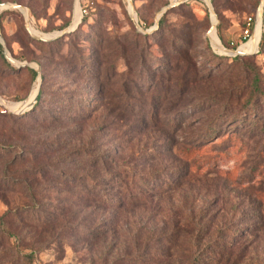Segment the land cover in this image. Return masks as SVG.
Returning a JSON list of instances; mask_svg holds the SVG:
<instances>
[{
	"label": "rangeland",
	"instance_id": "1",
	"mask_svg": "<svg viewBox=\"0 0 264 264\" xmlns=\"http://www.w3.org/2000/svg\"><path fill=\"white\" fill-rule=\"evenodd\" d=\"M208 1L219 43L236 50L248 19L252 35L262 0ZM131 5L141 26L121 0H96L79 22L75 0H0V55L13 61L5 58L8 69L0 60V101L9 109L0 104V264H21L31 252L33 264H192L194 239L200 249L230 240L204 252L211 264H264V108L256 104L246 122L242 111L244 67L264 76V52L215 58L226 52L209 43L203 0ZM259 20L261 35L264 6ZM36 84L41 97L30 108ZM130 92L153 96V110L120 112L115 103ZM95 156H108L109 173L124 172L128 187L117 178L109 185L100 165L83 170ZM77 178L126 206L92 212V203L62 216L61 193ZM129 198L139 201L130 206ZM34 204L45 227L27 215Z\"/></svg>",
	"mask_w": 264,
	"mask_h": 264
},
{
	"label": "trees",
	"instance_id": "2",
	"mask_svg": "<svg viewBox=\"0 0 264 264\" xmlns=\"http://www.w3.org/2000/svg\"><path fill=\"white\" fill-rule=\"evenodd\" d=\"M95 1L96 0H91V5L88 7V11H87V16H89L92 12H93V6L95 4ZM123 2V0H121ZM123 4L125 5V3L123 2ZM188 5V4H187ZM126 6V5H125ZM205 7V6H204ZM204 11L206 13V16L208 17V12H207V8L205 7L204 8ZM209 18V17H208ZM136 21H137V24L139 26H141V22L138 18V14L136 12ZM81 24H84L83 23V20L80 22V25ZM159 26L161 25L160 23L158 24ZM215 32H216V37H218L217 39H219V41H221V43H224L222 40H221V32L219 31V24L216 25L215 27ZM260 33V32H259ZM147 36V35H145ZM258 38H259V35H258ZM258 38H257V41H258ZM205 42L207 44V46L209 47V44H208V41L207 39L205 38ZM257 44V43H256ZM226 48H232V49H235V47H230L229 44L228 45H225ZM210 48V47H209ZM256 50V46H255V49L254 51ZM257 50H258V53L257 54H261L264 52V30L261 32V35H260V41L257 45ZM213 56L217 59H219V61H222V60H238L239 57L238 56H235V57H232V58H229V57H226V56H221V55H217L215 54L214 52H212ZM253 55H249L247 57V59H250L252 58ZM246 59V58H244ZM0 60L2 62V65L6 66V68L8 69H12L10 66H9V63L6 61V59L0 55ZM89 65H85V69H87V71L90 69ZM245 70L248 72V74L250 75V79H249V83L247 84V93L245 94V98L243 100V105H242V111L244 113H246V116L244 117L245 119L243 120V122H246L247 121V117L249 115H254L253 112H255L254 110V106L256 104H258L259 102L261 103L262 107L264 108V76L260 73V71L254 66V64H249V65H246L245 67ZM12 71V70H11ZM33 77H35V72H32L30 71L29 72ZM42 81H43V76L41 77ZM162 79V75H160L158 77V80L160 81ZM127 91V89H125L124 93ZM128 92V91H127ZM129 93V92H128ZM140 93H135V92H130V98H127V99H121L120 101H117L115 103V107L119 109L120 112H135V113H141L144 117V115H146V113H148V110L145 109V106H149V111L152 109L153 110V106H152V102H153V96L147 98L146 100L142 99L139 95ZM41 97V92L38 93L37 97H36V102L35 104L39 101ZM143 103H146L145 105ZM242 115H245V114H242ZM153 117V115L151 116V118ZM249 117V118H251ZM257 123L255 120H251V125L254 124V127L257 126ZM217 133V130L216 128H210L209 129V132L207 133V136H204V139H209L211 137H213L214 135H216ZM196 146H202L201 144H196ZM198 147H195L194 150H198L199 149ZM74 153H71V154H67L66 156L63 157V163H66L67 162V159L68 157L72 156ZM96 158H93V159H88L89 160V165L85 166V167H82L83 170H85L86 168H89L93 171H97L98 170V166L100 165L101 168L103 167V172H104V178L105 180H107L108 184L110 185L112 182V180H114V178H117V180H120L121 184H117L118 186H122L124 187V189H126L128 187V184H123L122 182V179H125L127 178L125 173H121V174H116L115 176L114 175H111L109 173V166L107 165V159H108V156H104V159L103 158H97V156H95ZM85 163H83L84 165ZM122 172V171H121ZM158 175V174H156ZM77 181L79 184V190L76 191L74 187V182ZM91 180L89 181L87 178H80V179H75L73 180V182H69L68 184V189H71V192L68 191H64L61 193V196L63 197H66L67 200H65L64 202L62 201L61 203H63V208H61V211L63 213L62 214H65V213H70V214H73V215H78L80 213H83L84 209H86L87 207H90L89 205H91L93 203V211L94 212L95 210L97 211L98 208H109V209H115V208H118L120 209L121 207L123 206H126L124 201H120L118 200V196H106V194H104V192H102L103 196H104V199H102V196H99L98 193L96 194V190H99L98 188V185L97 184H94L92 183L91 184ZM143 183V187H147V183L145 182H141ZM70 184L72 186H70ZM116 184V183H115ZM13 188H16L17 186L14 184L12 185ZM119 188V187H118ZM147 189V188H146ZM72 190L75 191V193L72 192ZM127 198V197H126ZM136 201H139L138 199L136 198H129L128 199V203L130 204V206L136 204L137 202ZM34 203H36V200H33ZM37 204V203H36ZM36 204H34L35 207H32L33 209L30 211V212H27V215L28 214H33L34 216H31L30 219H35L34 221L36 222V225H39V226H43L44 227L46 226L44 223H43V220H44V216H42V214L40 212H33L34 210H36V207H39V206H36ZM71 205H77V207H80L78 210L76 211H73L71 210L72 209V206ZM44 206V205H42ZM40 206V207H42ZM117 209V210H118ZM65 210V211H64ZM91 212V213H92ZM63 216V215H62ZM5 217V216H4ZM0 221L2 223V221H4V219L0 218ZM4 226L5 224L2 223L1 224V227L4 229ZM43 227V228H44ZM6 230H2L1 232L2 233H5ZM231 235L230 236H235L237 235L236 232H232L231 230H228ZM5 235L8 237V238H14L15 236L12 235V234H7L5 233ZM221 236V235H218V237ZM96 237H97V232L95 233V231H93V233L90 235V236H87V242L88 243H93L95 242L96 240ZM230 240H226V241H223V240H213L212 241V244L209 242L207 244H205L203 247V249H200L201 245H202V241L200 239H194L192 241L193 243V252H194V255L192 256V264H207V263H215L213 262L212 260L210 259H206V258H203V254L206 250L209 249V247L212 245V247L218 251H223L224 247L228 246L226 243H230L229 242ZM32 246H35L34 244H32ZM31 251H34L33 249ZM209 253V252H208ZM224 254V253H223ZM223 254L221 256H223ZM225 256V254H224ZM33 257H34V253L31 252L30 254H26L22 257V261H21V264H33ZM224 258H227L226 260H228L230 258V256H225ZM203 259V260H201ZM204 261V262H203ZM203 262V263H202ZM258 261H256V264H262V263H257Z\"/></svg>",
	"mask_w": 264,
	"mask_h": 264
},
{
	"label": "water",
	"instance_id": "3",
	"mask_svg": "<svg viewBox=\"0 0 264 264\" xmlns=\"http://www.w3.org/2000/svg\"><path fill=\"white\" fill-rule=\"evenodd\" d=\"M181 1H186V0H181ZM263 1V0H262ZM127 2H128V5H129V7H128V14H129V17H130V19L134 22V24L135 25H137V21H136V13H135V11L133 10V8H132V5H131V0H127ZM203 2L205 3V5H206V8H207V10H208V12H209V15H210V20H211V27H210V32L213 30L214 31V33H215V27H216V17H215V14H214V12H213V9H212V7H211V5H210V2L208 1V0H203ZM262 5H264V2L263 3H261V6H260V8H259V11H260V13H261V10H262ZM75 6L78 8V1L77 0H75ZM259 13V14H260ZM70 29H71V27H70ZM210 32L207 34V38H208V40H209V43L211 44V46L213 47V45H212V43H211V41H210V38H209V34H210ZM48 37V36H47ZM42 41H46V39H41ZM259 42V41H258ZM258 45V44H257ZM214 48L215 49H217L218 51H221V52H226L225 54H221V55H226V56H232V57H235V56H237V55H243L242 53H240V52H238L237 50H232V49H230V50H228V49H226V48H224L220 43H219V45L218 46H214ZM229 54V55H228ZM4 56H5V58L9 61V62H13L10 58H9V56L5 53L4 54ZM35 97H36V95H35ZM5 107V106H4ZM6 108V107H5ZM31 108V107H30Z\"/></svg>",
	"mask_w": 264,
	"mask_h": 264
},
{
	"label": "bare ground",
	"instance_id": "4",
	"mask_svg": "<svg viewBox=\"0 0 264 264\" xmlns=\"http://www.w3.org/2000/svg\"><path fill=\"white\" fill-rule=\"evenodd\" d=\"M264 2V0L262 1V3ZM78 9V8H77ZM260 13V11H259ZM259 13H258V18H257V21H256V24H255V29H254V32L252 34V37L250 38V40L243 46L239 47V49L237 50L238 52L242 53V54H254L256 53V50H257V44H258V41H259V38H258V35L260 37V20H259ZM78 15H79V18H78V22H79V19H80V14H79V11H78ZM74 26V24L72 23V26L71 28ZM213 32V37L215 39V45L214 46H218L219 45V41L216 37V35L214 34V31L212 30L209 34V38H210V35L212 34ZM257 38H258V41H257ZM257 43V44H256ZM255 46H256V50L254 51L255 49ZM221 52V51H220ZM222 54V53H221ZM36 92H37V84L35 85V94L33 96V99L31 100V102L29 103V107L30 105L32 104L34 98H35V95H36ZM0 104L1 105H4L3 102L0 101ZM26 103H23V106H25ZM5 106V105H4ZM22 104H15L13 105L10 109L11 110H19L21 109L22 107ZM6 107V106H5ZM7 108V107H6ZM8 109V108H7ZM23 109V108H22ZM9 110V109H8Z\"/></svg>",
	"mask_w": 264,
	"mask_h": 264
},
{
	"label": "built area",
	"instance_id": "5",
	"mask_svg": "<svg viewBox=\"0 0 264 264\" xmlns=\"http://www.w3.org/2000/svg\"><path fill=\"white\" fill-rule=\"evenodd\" d=\"M77 1H78V11H79L80 17L83 18L84 16L87 15L88 7L91 5V0H77ZM123 2L125 3V5L128 9L129 5H128L127 0H123ZM263 6L264 5H262V8H263ZM261 12H262V10H261ZM259 17H260V14H259ZM255 24H256V22H255ZM250 25H251V19H248L247 23H246V29L244 30V32L242 34V38H241V41L243 43H241L239 45V47L245 45L250 40V38L252 37V35L249 36ZM254 29H255V27H254ZM253 32H254V30H253ZM239 47L236 50H238ZM256 52H257V50H256Z\"/></svg>",
	"mask_w": 264,
	"mask_h": 264
}]
</instances>
